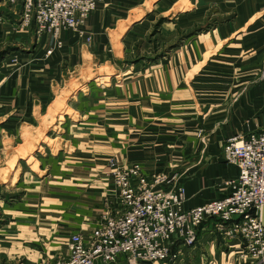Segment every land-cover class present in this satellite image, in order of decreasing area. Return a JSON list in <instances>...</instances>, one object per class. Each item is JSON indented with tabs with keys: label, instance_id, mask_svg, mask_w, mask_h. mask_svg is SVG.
I'll return each instance as SVG.
<instances>
[{
	"label": "crops",
	"instance_id": "1",
	"mask_svg": "<svg viewBox=\"0 0 264 264\" xmlns=\"http://www.w3.org/2000/svg\"><path fill=\"white\" fill-rule=\"evenodd\" d=\"M85 31L0 67V264L68 257L116 215L112 160L174 178L186 211L226 198V143L264 131V0H105ZM215 224L178 264H250Z\"/></svg>",
	"mask_w": 264,
	"mask_h": 264
},
{
	"label": "built area",
	"instance_id": "2",
	"mask_svg": "<svg viewBox=\"0 0 264 264\" xmlns=\"http://www.w3.org/2000/svg\"><path fill=\"white\" fill-rule=\"evenodd\" d=\"M104 1L8 0L20 6L22 27L34 24L38 37L50 34L56 40L48 55L61 46L64 32L90 42L86 24ZM222 158L239 171L226 184L230 194L190 211L184 209L186 190L175 186L174 178L146 176L139 165L112 160L109 180L117 192V214L106 216L87 240L73 235L68 257L36 264H178L196 247L198 228L209 220H215L227 246L240 240L242 262L264 264V131L229 139Z\"/></svg>",
	"mask_w": 264,
	"mask_h": 264
},
{
	"label": "rangeland",
	"instance_id": "3",
	"mask_svg": "<svg viewBox=\"0 0 264 264\" xmlns=\"http://www.w3.org/2000/svg\"><path fill=\"white\" fill-rule=\"evenodd\" d=\"M0 21H8L11 22L12 25L15 24L16 26V30L10 32V35L7 36L6 41H0V54H5L2 60H0L1 67L2 64H4V62L6 61V59H12L14 56L16 57L18 55L21 56L27 50H33L38 38L40 37H38L37 35V30L34 24L31 25L29 28L22 27L20 6L17 4L11 5L8 0H0ZM2 34L3 33H1L0 35ZM156 35H159V26L155 28V31L153 32L152 36ZM24 37H26L27 41H22L25 39ZM24 42L26 45H24ZM155 50L157 51L158 49L156 48ZM14 62L19 63L18 60H14ZM47 142L52 143L48 140Z\"/></svg>",
	"mask_w": 264,
	"mask_h": 264
},
{
	"label": "water",
	"instance_id": "4",
	"mask_svg": "<svg viewBox=\"0 0 264 264\" xmlns=\"http://www.w3.org/2000/svg\"><path fill=\"white\" fill-rule=\"evenodd\" d=\"M262 224L264 226V208H263V214H262Z\"/></svg>",
	"mask_w": 264,
	"mask_h": 264
},
{
	"label": "trees",
	"instance_id": "5",
	"mask_svg": "<svg viewBox=\"0 0 264 264\" xmlns=\"http://www.w3.org/2000/svg\"><path fill=\"white\" fill-rule=\"evenodd\" d=\"M5 54H0V60L4 57Z\"/></svg>",
	"mask_w": 264,
	"mask_h": 264
}]
</instances>
